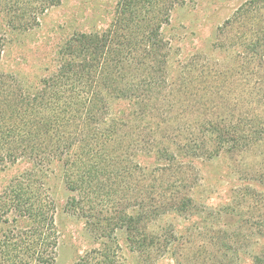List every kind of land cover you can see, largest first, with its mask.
<instances>
[{
  "label": "trees",
  "instance_id": "trees-1",
  "mask_svg": "<svg viewBox=\"0 0 264 264\" xmlns=\"http://www.w3.org/2000/svg\"><path fill=\"white\" fill-rule=\"evenodd\" d=\"M61 1L0 0V13L8 27L27 30ZM190 1L117 0L103 30L70 35L56 69L36 89L0 73V168L22 159L33 164L0 192V264L55 261L54 203L41 172L55 159L72 193L66 206L86 220L94 239H105L73 264H116L117 229L132 250L157 257L176 239L148 232L147 223L170 211L198 212L193 165L166 146L156 149L164 164L145 170L134 162L157 135L190 157L264 150V0H244L217 26L213 44L231 49L227 62L190 58L169 80L162 28L175 6ZM3 46L0 35V58ZM108 97L132 99V118L109 119ZM261 153L246 164L258 165L254 178L264 185ZM233 243L218 234L208 241L207 260L172 256L178 264H229ZM253 262L264 264V250Z\"/></svg>",
  "mask_w": 264,
  "mask_h": 264
},
{
  "label": "rangeland",
  "instance_id": "rangeland-1",
  "mask_svg": "<svg viewBox=\"0 0 264 264\" xmlns=\"http://www.w3.org/2000/svg\"><path fill=\"white\" fill-rule=\"evenodd\" d=\"M116 1L62 0L40 16L38 26L27 30L8 27L0 13V35L4 42L0 73H11L26 87L36 89L40 80L56 69L58 52L70 35L103 30L113 16ZM243 1L194 0L173 8L169 22L162 28L168 45L169 80L176 78L180 66L190 58L198 65L225 63L231 58V49L214 46L216 28ZM108 105L109 119L132 118L135 109L132 99L108 97ZM211 140L210 137L209 148L213 147ZM165 146L176 154L177 161L193 165L195 184L191 195L198 212L185 215L170 211L147 223L148 232L166 234L167 238L173 234L176 239L157 257L148 258L132 250L125 230L117 229L116 264H178L172 253L182 262L190 257L194 261L207 260L208 241H215L218 234L234 242L235 251L229 256V264H254L253 256L264 250V185L254 178L258 165L246 163L253 162L251 157L261 155L264 150L250 157L224 151L211 158L190 157L157 135L153 148L135 152L133 160L145 170L164 164L156 149ZM32 167L30 161L22 159L0 168V192L13 177ZM41 170L54 203L58 233L57 254L52 264H73L85 250L101 246L105 239H94L86 220L66 206L72 193L64 184L61 160L55 159Z\"/></svg>",
  "mask_w": 264,
  "mask_h": 264
}]
</instances>
